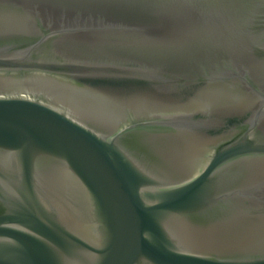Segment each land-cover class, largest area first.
I'll return each instance as SVG.
<instances>
[{
    "label": "water",
    "instance_id": "95a60500",
    "mask_svg": "<svg viewBox=\"0 0 264 264\" xmlns=\"http://www.w3.org/2000/svg\"><path fill=\"white\" fill-rule=\"evenodd\" d=\"M0 264H264V0H0Z\"/></svg>",
    "mask_w": 264,
    "mask_h": 264
}]
</instances>
